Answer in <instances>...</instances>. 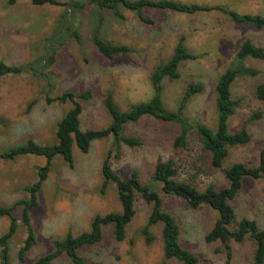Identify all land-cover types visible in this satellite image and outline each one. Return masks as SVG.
<instances>
[{"label": "rangeland", "instance_id": "obj_1", "mask_svg": "<svg viewBox=\"0 0 264 264\" xmlns=\"http://www.w3.org/2000/svg\"><path fill=\"white\" fill-rule=\"evenodd\" d=\"M68 1L35 5L31 0H0V60L7 66L24 67L19 73L0 74V206L29 200L27 188L38 180V169L46 159L35 154H21L13 159L1 155L28 139L39 144L57 143V123L72 103L57 101L56 97L65 92L90 91L88 100L77 99L82 105L81 128L107 127L111 118L104 105L105 96L110 93L121 111L149 100L153 95L154 69L172 56L183 37L186 50L197 57L179 64L178 78L163 79L164 104L175 111L185 88L202 83V90L188 99L183 114L190 123L215 129L218 77L232 64L244 39L264 48V25L238 24L219 10L183 13L144 8L142 19L119 5V18L111 10L87 2L72 11L66 7ZM180 1L222 5L240 14L264 16V0ZM94 34L108 43L126 45L129 51L105 57L93 43ZM243 63L257 73L238 76L232 82L230 91L235 107L228 127L232 132L244 127L250 139L244 145L229 147L221 168L211 165L210 156L196 135L190 134L184 146H175L179 125L150 117L123 127V134L139 137L141 145L122 144L115 149L109 136L93 140L87 152L74 145L73 165L56 155L36 192L37 204L29 210L35 241L23 261L18 251L27 234L21 222V206L14 208L16 229L7 243L8 264H38V259L54 251V242L67 233L89 231L96 215L120 211L115 183L109 181L104 185L101 173L109 151L111 166L121 178L126 179L132 170H137L144 184H151L155 164L167 159L174 162L179 179L198 189L208 184L217 188L227 185L224 169L234 162L256 165L264 146V102L256 97L255 87L264 82V60L247 57ZM256 113L260 116L256 117ZM154 188L161 197L162 208L179 225L180 244L194 253L201 264H253V239L230 241L229 250L219 241H205L216 218L215 211L207 206L189 208L183 198L164 193L158 184ZM232 205L237 217L254 219L264 228V176L244 179ZM151 207L136 197L135 214L124 239L116 240L112 225H106L99 242L78 249L80 256L88 264H182L175 258L164 257L161 223L149 226L152 239L147 242L142 230ZM9 223L8 217L0 216V236L8 230ZM50 264L73 263L61 253Z\"/></svg>", "mask_w": 264, "mask_h": 264}, {"label": "trees", "instance_id": "obj_2", "mask_svg": "<svg viewBox=\"0 0 264 264\" xmlns=\"http://www.w3.org/2000/svg\"><path fill=\"white\" fill-rule=\"evenodd\" d=\"M15 0H10L13 3ZM35 5L55 4L58 0H31ZM87 3H93L99 7L111 10L115 16L121 18L118 11L121 5L137 13L142 17L144 8L166 9L183 13H194L196 11L219 10L227 15L233 22L238 24H251L256 27L264 25V16L259 14H240L222 5H200L198 3H187L180 0H70L66 2L69 10L75 11L82 8ZM67 30L70 27L66 28ZM181 37L174 49L172 56L163 64L158 65L151 76L153 95L147 101H141L130 107L127 111H121L114 102L112 95L108 93L104 98L105 108L111 118V123L104 128L83 129L80 125V113L82 105L77 100L91 98L90 91L74 93L65 92L56 97L57 101L70 100L72 107L69 108L57 123L56 135L57 143L47 145L39 144L33 139H28L26 143L11 147L2 153V157L13 159L21 154L41 155L46 159L43 166L38 169V180L27 189L30 193L28 201L19 200L10 206H0V216L9 218L8 230L0 236L1 259L3 264H8L7 243L16 229V219L13 210L21 206V222L26 230V239L18 251L21 261L25 252L34 244L35 238L30 224L29 210L37 204L36 192L47 176L51 161L56 155L70 165H73V146L87 152L93 140L104 137H111L115 149L122 144L129 147L141 145V139L135 136L123 134V127L126 123L135 122L143 117L155 118L169 123L179 125V134L175 137V146H184L190 134H194L199 139L202 148L210 156V163L213 167L221 168L223 160L228 154L229 147L246 144L250 135L242 127L237 132H232L228 127V120L235 107V101L231 98L230 87L232 82L241 75H255L257 70L246 66L243 62L247 57L264 60V48L256 46L249 39H244L240 44L232 64L218 77L216 90V110L217 125L215 129L202 123H190L183 114L188 99L200 92L202 83H193L187 86L178 102L175 111L166 108L162 97V81L164 78H178L180 76L179 64L187 59H194L197 56L188 52L183 45ZM93 43L97 50L105 57H112L115 54L129 51V47L122 44H111L102 40L97 34L93 35ZM23 66H7L0 60V74L19 73ZM256 97L264 102V82H260L255 87ZM51 101V98H47ZM256 117L260 114L256 113ZM108 152L101 165V173L104 177V185L109 181L115 183L118 199L121 204L120 211H111L103 215H96L89 231H84L78 235L67 233L66 236L54 242L55 249L40 257L38 264H50L51 260L61 253H65L73 264H88L80 256L78 249L85 245H92L99 242L103 236V228L112 225V233L116 240H122L126 234V227L135 214V199L140 197L146 203L151 204V211L147 218V223L142 232L147 242L152 236L148 231L149 226L161 223V235L163 240V251L165 258H175L182 264H201L197 256L189 249L180 244V228L175 217L162 208V200L154 185H160L161 190L170 195L179 196L184 199L185 205L192 209L207 206L216 213V218L209 231L205 235V241H219L228 244L230 241L241 242L249 237L255 241L256 248L253 264H262L264 260V228H261L256 220L248 217H237L232 200L240 192L243 181L246 178L259 179L264 176V146L260 149L258 162L256 165H247L243 162H234L224 169V176L227 185L217 188L214 184H208L203 189H198L191 182L179 179L177 168L171 159L158 161L151 174V184H144L140 180L137 170H132L129 177L121 178L112 168Z\"/></svg>", "mask_w": 264, "mask_h": 264}]
</instances>
